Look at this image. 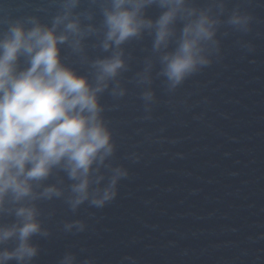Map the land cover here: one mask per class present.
Here are the masks:
<instances>
[{"label":"clouds","instance_id":"clouds-1","mask_svg":"<svg viewBox=\"0 0 264 264\" xmlns=\"http://www.w3.org/2000/svg\"><path fill=\"white\" fill-rule=\"evenodd\" d=\"M51 5L55 11L47 20L0 11V264H36L37 241L51 236L47 221L55 214L46 205L59 201L75 216L83 206L103 209L117 197L129 171L115 162L117 142L103 98L107 93L118 101L128 92L130 42L150 39L142 67L127 81L141 89L150 112L155 79L174 93L220 58L221 37L249 33L254 20L240 4L229 7V0ZM130 158L138 159L135 153ZM59 228L75 235L88 224L65 219ZM123 260L135 264L132 257ZM57 264L95 261L79 260L69 249Z\"/></svg>","mask_w":264,"mask_h":264},{"label":"water","instance_id":"water-1","mask_svg":"<svg viewBox=\"0 0 264 264\" xmlns=\"http://www.w3.org/2000/svg\"><path fill=\"white\" fill-rule=\"evenodd\" d=\"M236 4L253 15L251 31L221 37L220 58L174 93L155 79L150 112L141 89L127 83L150 39L126 46L128 92L118 101L106 93L103 101L115 162L129 176L103 209L83 206L73 216L59 201L46 205L55 214L47 221L51 236L37 241L36 264H57L69 249L95 264H131L126 256L135 264H264V0H229ZM0 11L47 20L55 8L51 0H0ZM74 218L87 230L60 231L61 221Z\"/></svg>","mask_w":264,"mask_h":264}]
</instances>
